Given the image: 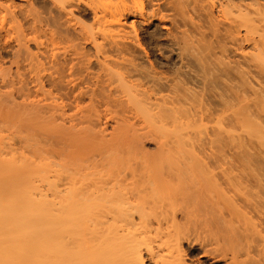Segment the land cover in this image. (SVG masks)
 <instances>
[{"label":"bare ground","instance_id":"obj_1","mask_svg":"<svg viewBox=\"0 0 264 264\" xmlns=\"http://www.w3.org/2000/svg\"><path fill=\"white\" fill-rule=\"evenodd\" d=\"M185 243L264 264V0H0V264Z\"/></svg>","mask_w":264,"mask_h":264},{"label":"rangeland","instance_id":"obj_2","mask_svg":"<svg viewBox=\"0 0 264 264\" xmlns=\"http://www.w3.org/2000/svg\"><path fill=\"white\" fill-rule=\"evenodd\" d=\"M50 35V33L48 34V36ZM161 56H163V55H161ZM6 133V132H5ZM7 133H9V132H7ZM56 159V161L58 162L59 161V157H55ZM237 226H236V225ZM243 225V226H242ZM190 227H193V225H189ZM226 234L229 236V237H232L233 236V238H235L236 236L238 237V234H239V232L241 233L242 232V230L244 231L245 229H243V228H247V227H249V225H247V224H237V222L236 221H232L231 223L230 222H228L227 224H226ZM230 226V227H229ZM240 226H241V228H240ZM207 229H205L204 231H202L201 233H200V231H199V233H200V235H201V237H202V239L204 238V239H206V240H215V238H220L221 237V235L224 233H222L221 231V233L220 232H217L218 230H216L215 228H213V227H206ZM239 231V232H238ZM221 234V235H220ZM199 235V236H200ZM221 239V238H220ZM189 247H190V245L188 244V243H185V246H184V248H185V250L187 249V251H189V262L191 263L192 262V260H194V261H196V260H198V258L200 259V260H202L201 262H203V264H226V260H224L223 258H221V259H215V258H211V257H201V255L200 254H202V253H195V254H193V253H191V251L189 250ZM196 255V256H195ZM190 258H193V259H190ZM197 258V259H196ZM217 260V261H216ZM193 263V262H192ZM202 264V263H201Z\"/></svg>","mask_w":264,"mask_h":264}]
</instances>
